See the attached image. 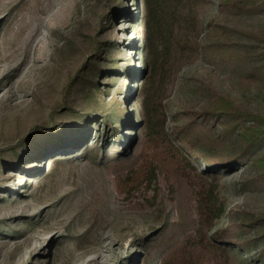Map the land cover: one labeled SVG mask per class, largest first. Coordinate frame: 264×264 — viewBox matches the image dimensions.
<instances>
[{"label": "rangeland", "instance_id": "1", "mask_svg": "<svg viewBox=\"0 0 264 264\" xmlns=\"http://www.w3.org/2000/svg\"><path fill=\"white\" fill-rule=\"evenodd\" d=\"M197 2L196 53L168 64L167 83L151 85L142 0H0V264H170L173 253L178 264H264V243L246 253L216 237L244 212L264 234L255 165L219 166L211 186L189 183L176 174L165 136L148 139L141 130L137 112L149 91L171 138L177 114L210 109L220 95L264 115V83L244 76L264 52V13ZM238 146L227 139V155ZM179 148L197 174L214 166ZM122 151L132 167L109 164ZM153 170L163 200L147 206L153 190L136 188L134 177ZM199 195L221 214L210 208L199 224ZM171 227L170 248L150 254L141 246L142 237Z\"/></svg>", "mask_w": 264, "mask_h": 264}, {"label": "trees", "instance_id": "2", "mask_svg": "<svg viewBox=\"0 0 264 264\" xmlns=\"http://www.w3.org/2000/svg\"><path fill=\"white\" fill-rule=\"evenodd\" d=\"M142 2L144 14L139 20L143 24L148 43V55L145 61L150 66L148 80L151 85H156V82L165 84L170 77L168 64L186 61L197 51V24L194 9L198 2L197 0H142ZM218 5L220 11L237 15L264 13V0H218ZM249 35L255 40L260 38L254 34ZM258 62L251 65L249 71L244 75L252 85L264 83V52L258 55ZM144 90L148 91L149 88L144 86ZM155 95L154 91H149L141 101V109L137 112L143 118L141 130L148 139L160 140L165 136L164 145L173 151L176 158L174 161L176 174L180 175L182 172L183 180L190 183L196 177L198 178L196 183L208 182L211 186L219 180V175H217L219 166H225L229 170L239 163L251 162L259 171L256 183H264V157H260L258 154L260 147L264 145V115L239 108L231 99L220 95L215 97L210 109L191 114L188 112L182 115L177 114L173 119L175 123L171 138L165 132V114L157 106L160 98H156ZM102 120L104 125H110V119L106 116ZM233 137L237 138L239 144L236 156L227 155L225 148L227 139ZM179 146L185 147L188 151L205 159L206 165L214 166L208 167L204 176L197 174L192 162L183 159ZM123 153L122 151L117 154L116 159L115 157L109 158V164L121 168V165L126 164L129 160H121V157L125 155ZM92 155L101 160L103 154H99L98 149H94ZM131 163L124 166L132 167ZM134 178L137 179L136 188L147 183L153 190L150 197H145L147 206L162 204V189L160 185L158 187L157 173L154 170L146 172L143 178L136 176ZM131 190L133 188H126L125 192L128 194V191ZM198 202L201 220L199 224L207 222L211 217L210 208L214 212V216H219L222 212L219 208L204 204L201 195H199ZM206 202L208 201L206 200ZM256 224V220L250 219L244 212L239 222H234L228 228L219 231L216 237L220 239L223 235L222 241L236 244L246 253L251 252L259 246L258 241L264 243V234L259 230L252 231ZM171 229L172 227L169 230L160 229L151 235L144 236L145 238L142 237L141 246L150 254L166 250V247L170 248L174 232ZM244 232L253 236L248 239L243 238L244 235H241L245 234ZM231 236L234 240L229 239ZM222 248L224 247L222 246ZM171 252L169 251V253ZM262 252L259 254L261 255ZM167 258H172L170 264H178L173 260V258H177L175 253L172 257L169 255Z\"/></svg>", "mask_w": 264, "mask_h": 264}]
</instances>
